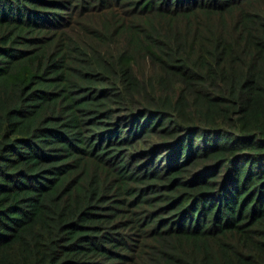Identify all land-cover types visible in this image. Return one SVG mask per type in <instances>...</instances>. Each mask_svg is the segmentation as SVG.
Wrapping results in <instances>:
<instances>
[{"label":"trees","instance_id":"obj_1","mask_svg":"<svg viewBox=\"0 0 264 264\" xmlns=\"http://www.w3.org/2000/svg\"><path fill=\"white\" fill-rule=\"evenodd\" d=\"M0 264H264V0H0Z\"/></svg>","mask_w":264,"mask_h":264},{"label":"rangeland","instance_id":"obj_2","mask_svg":"<svg viewBox=\"0 0 264 264\" xmlns=\"http://www.w3.org/2000/svg\"><path fill=\"white\" fill-rule=\"evenodd\" d=\"M156 91H159V87L157 84H154V87H153ZM158 95H161V94H165V93H162V92H157ZM171 96V94H168ZM149 155L146 154L145 156H143V159H141V161H145L147 159ZM163 162H164V159H163Z\"/></svg>","mask_w":264,"mask_h":264}]
</instances>
